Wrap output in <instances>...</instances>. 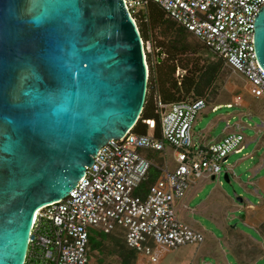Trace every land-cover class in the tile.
Returning a JSON list of instances; mask_svg holds the SVG:
<instances>
[{
	"label": "water",
	"instance_id": "water-1",
	"mask_svg": "<svg viewBox=\"0 0 264 264\" xmlns=\"http://www.w3.org/2000/svg\"><path fill=\"white\" fill-rule=\"evenodd\" d=\"M253 20L264 70V5ZM148 76L123 0H0V264H24L34 211L133 128Z\"/></svg>",
	"mask_w": 264,
	"mask_h": 264
},
{
	"label": "built area",
	"instance_id": "built-area-1",
	"mask_svg": "<svg viewBox=\"0 0 264 264\" xmlns=\"http://www.w3.org/2000/svg\"><path fill=\"white\" fill-rule=\"evenodd\" d=\"M123 1L131 16L148 1L158 4L169 19L261 92L264 105V70L253 49V18L264 0ZM205 105V98L168 105L157 102L159 136L154 134V121L145 120L146 134L130 129L100 147L65 198L34 211L24 264H94L91 230L107 234L120 228L125 245L150 264L159 263L156 246L175 250L200 245L202 233L178 219L175 202L199 179L215 178L228 155L242 150L244 141L239 125L219 140L195 141L193 122ZM166 147L171 150L173 169L167 168ZM142 150L161 155L163 165L154 166L159 176L144 196H138L134 191L153 166Z\"/></svg>",
	"mask_w": 264,
	"mask_h": 264
},
{
	"label": "rangeland",
	"instance_id": "rangeland-1",
	"mask_svg": "<svg viewBox=\"0 0 264 264\" xmlns=\"http://www.w3.org/2000/svg\"><path fill=\"white\" fill-rule=\"evenodd\" d=\"M152 35L151 46L152 39L153 41L158 39L155 31L152 32ZM188 41L199 43L191 35L188 37ZM156 56L157 53L153 52L151 59L153 64ZM193 56H198L199 64L205 67L208 63L213 64L216 61L212 52L201 47ZM146 63L149 71L147 60ZM183 73L184 71L177 69L174 77H180ZM177 79L180 80V78ZM254 91L255 95L258 94L256 97H254ZM203 92L206 105L195 116L192 126L194 135L204 140L216 138L221 135L227 124L231 130H234L236 125H240L244 146L239 153L228 155L222 164L221 172L214 179L206 177L199 179L196 184L187 189L181 200L175 202L178 219L191 228L199 230L204 237L203 242L199 246L188 244L175 250L158 253V264L211 263L214 257L205 255L203 248L214 242L212 238L219 239L222 247L223 242L227 241L226 233L233 227L253 235L258 240L263 238L242 222V216L247 214L246 207L248 205L257 206L264 203V201H260L262 190L259 186L260 181L264 179L263 95L247 83L239 73L232 71L225 64L220 66L212 84L205 87ZM141 154L153 163L151 166L153 168L149 172L151 174L154 171L159 173L154 166L163 165L161 155L149 150H142ZM165 155L167 168L173 169L175 164L168 147H166ZM225 172H227L228 181L223 179ZM182 201L186 208L181 207L178 211L177 208L180 207ZM117 239L123 245L125 244L122 237L118 236ZM108 245L111 247L112 243L108 242ZM197 249L200 250L197 251ZM112 250L104 251V255L101 257L104 264H120L116 250ZM228 258L231 259V257ZM137 259L133 264H136ZM142 262L150 264L148 261L143 260Z\"/></svg>",
	"mask_w": 264,
	"mask_h": 264
},
{
	"label": "trees",
	"instance_id": "trees-1",
	"mask_svg": "<svg viewBox=\"0 0 264 264\" xmlns=\"http://www.w3.org/2000/svg\"><path fill=\"white\" fill-rule=\"evenodd\" d=\"M132 17L137 23L143 39L146 60L149 65L145 102L132 132L146 134L147 125L143 121L153 120L154 134L159 136L160 109L157 102L168 105L204 98V88L212 84L223 61L212 53L216 57V61L213 64L208 63L207 67L200 65L199 57L193 55L197 54L198 48H207L201 42L188 41L191 34L169 19L160 6L154 2L148 1L144 9L132 14ZM153 31L158 35V39L155 41L152 39L151 46L150 39L153 37ZM153 52L157 53L155 65L151 61ZM178 57L180 58L178 59ZM177 69L184 71L180 77H174ZM151 168L153 167H149L145 179L135 189V195L144 196L148 187L157 179L159 173L154 171L151 174L149 172ZM118 229L120 228H115L112 232L104 234L107 237V243H112V246L107 245L103 247V250L115 249L120 264H133L137 259V253L118 241L117 238L120 236L124 242V232L118 231ZM117 232L119 234H116Z\"/></svg>",
	"mask_w": 264,
	"mask_h": 264
},
{
	"label": "crops",
	"instance_id": "crops-1",
	"mask_svg": "<svg viewBox=\"0 0 264 264\" xmlns=\"http://www.w3.org/2000/svg\"><path fill=\"white\" fill-rule=\"evenodd\" d=\"M235 129L236 126L234 130H231L230 127L228 129H224L221 135L216 138H208L204 140L196 135H194V138L197 142L209 143L219 140L227 133L235 132L237 130ZM259 186L262 190V196L260 197V201L262 202L264 201V179L260 181ZM239 200L242 201L241 199ZM179 206L180 207L177 208L178 211L181 207L186 208L183 201ZM246 210L247 214L242 216V222L252 229L257 235H260L261 238L263 237L262 240H258L253 235L243 232L237 227H233L231 228V231L226 233L227 241L223 242L224 244L222 247L219 243V239L212 238L214 242H211L210 245L203 248L205 255H212L214 257L211 263L204 262V264H264V203L262 202L257 206H253L252 204L248 205ZM118 231H121V229H118ZM89 240V248L93 261H95L94 264H104L101 257L104 255L103 247L108 245L106 235H104V233L91 230L89 232ZM200 249H197V251ZM154 250L159 254L165 251H170L157 246ZM228 257H231V259ZM137 258L136 264H144L142 261H147L146 257L143 255L137 254Z\"/></svg>",
	"mask_w": 264,
	"mask_h": 264
},
{
	"label": "clouds",
	"instance_id": "clouds-1",
	"mask_svg": "<svg viewBox=\"0 0 264 264\" xmlns=\"http://www.w3.org/2000/svg\"><path fill=\"white\" fill-rule=\"evenodd\" d=\"M227 159V158H226ZM225 173H227V172H225ZM212 179H214V178H212Z\"/></svg>",
	"mask_w": 264,
	"mask_h": 264
}]
</instances>
